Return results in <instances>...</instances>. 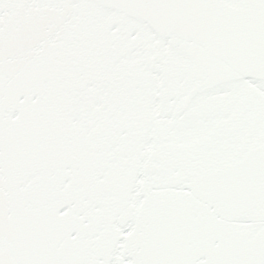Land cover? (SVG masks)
<instances>
[{"label":"snow or ice","instance_id":"6c2138e0","mask_svg":"<svg viewBox=\"0 0 264 264\" xmlns=\"http://www.w3.org/2000/svg\"><path fill=\"white\" fill-rule=\"evenodd\" d=\"M0 264H264V0H0Z\"/></svg>","mask_w":264,"mask_h":264}]
</instances>
